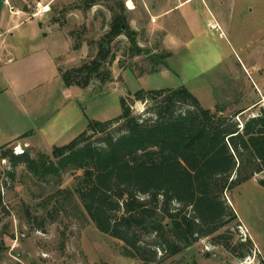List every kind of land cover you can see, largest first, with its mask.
<instances>
[{
	"label": "rangeland",
	"instance_id": "374dc122",
	"mask_svg": "<svg viewBox=\"0 0 264 264\" xmlns=\"http://www.w3.org/2000/svg\"><path fill=\"white\" fill-rule=\"evenodd\" d=\"M37 1L48 3L50 11L42 17L21 13H33ZM116 1H123L127 22L145 51L131 56L121 34L111 43L112 81L66 87L59 69L76 67L96 54V41L108 29L107 5ZM6 6V14L20 11L18 22H23L11 34L1 28L0 146L22 133L7 146L13 153L49 156L53 146L83 131L88 119L119 115L120 97L140 88L184 85L212 111L223 107L224 114H236L242 109L235 116L240 124L264 109V0H101L90 7L85 0H7ZM41 19L46 31L53 29L48 22L63 30L70 47L64 39L58 38L62 42L56 45L51 38H36V21ZM78 40L81 47L75 50ZM167 52L170 66H156L153 55ZM131 108L140 113L145 104L134 102ZM80 173L61 168L34 176L0 158V264H140L122 256L121 243L98 231L88 218L74 193ZM260 180L264 172L225 192L235 220L217 232H231L233 241L248 239L249 255L233 256L204 237L162 264H264Z\"/></svg>",
	"mask_w": 264,
	"mask_h": 264
},
{
	"label": "trees",
	"instance_id": "16d2710c",
	"mask_svg": "<svg viewBox=\"0 0 264 264\" xmlns=\"http://www.w3.org/2000/svg\"><path fill=\"white\" fill-rule=\"evenodd\" d=\"M99 1L85 0V5ZM107 6L108 29L96 41V54L76 67L59 69L66 87L112 81L111 43L121 34L131 56L145 51L127 22L123 1ZM80 47L78 40L73 49ZM170 55L154 54L156 66L167 67ZM134 102L145 104L142 112L133 111ZM120 107L116 117L88 119L83 131L53 146L49 156L13 153L8 142L0 146V158L34 176L61 168L80 171L74 193L88 218L121 243L122 256L140 264H162L204 237L233 256L249 255L248 239L233 241L231 232H217L235 220L225 192L264 172V109L240 124L235 116L242 109L236 114H224L223 107L212 111L184 85L140 88L120 97Z\"/></svg>",
	"mask_w": 264,
	"mask_h": 264
},
{
	"label": "crops",
	"instance_id": "0c3cea01",
	"mask_svg": "<svg viewBox=\"0 0 264 264\" xmlns=\"http://www.w3.org/2000/svg\"><path fill=\"white\" fill-rule=\"evenodd\" d=\"M6 1L7 0H5L3 9H2L1 14H0V47H2V44H3L2 43V39L5 36V35H3L4 32L1 31V28H3V26L6 27L7 28V33L8 34H11L12 33V30H14L16 27H19L20 25L23 24V22H21V23L18 22V20L20 18V15H17L16 17H14L15 15H13V14H6L5 13V8L7 7L6 6ZM181 4H183V3H181ZM180 5H177V6H180ZM177 6H175V7H177ZM41 17H42V15H41ZM37 23H38V29L35 32V37L36 38L39 37L40 39H44V40L51 38L50 40L53 39L55 41L56 45L61 44V42H62V40L60 41V40H58V38L64 39V40H67V43L66 44H67L68 48L70 47L71 41L68 40L66 37H64V31L63 30H60V29L59 30H55L54 25L53 24H50L48 22V24L51 25V27L53 29L51 31H46L47 24L45 25L43 23V20L42 19L41 20H38V22L36 21V24ZM10 60H12V57H7V61H10ZM168 65H169V63H168ZM253 65L255 66V64H253ZM253 65L251 67L254 68ZM261 87H264V86H261ZM252 104H250V105H252ZM250 105H248L246 107H249ZM20 134H22V133H15V134L9 136L10 139L8 141H6L5 143L12 142L14 139H17V137L21 136ZM28 138H27V141H28Z\"/></svg>",
	"mask_w": 264,
	"mask_h": 264
},
{
	"label": "built area",
	"instance_id": "2783aa9c",
	"mask_svg": "<svg viewBox=\"0 0 264 264\" xmlns=\"http://www.w3.org/2000/svg\"><path fill=\"white\" fill-rule=\"evenodd\" d=\"M34 9H35V11L33 13L23 12V11H21V13L26 14L27 16H30V17H36V16L44 15V14H47L50 11V5L48 3H43L41 1H37L35 3ZM19 12L20 11L15 10L12 13L15 16H17V15H19ZM151 21L155 22L156 18L154 16L151 17ZM208 27L211 28V29H214V30H218V28L213 23H209Z\"/></svg>",
	"mask_w": 264,
	"mask_h": 264
},
{
	"label": "bare ground",
	"instance_id": "6f19581e",
	"mask_svg": "<svg viewBox=\"0 0 264 264\" xmlns=\"http://www.w3.org/2000/svg\"><path fill=\"white\" fill-rule=\"evenodd\" d=\"M128 5H129V7H133L132 6V3L131 2H129L128 1ZM263 102H264V97H263ZM17 152H21L22 151V149L18 146V148H17V150H16Z\"/></svg>",
	"mask_w": 264,
	"mask_h": 264
},
{
	"label": "water",
	"instance_id": "95a60500",
	"mask_svg": "<svg viewBox=\"0 0 264 264\" xmlns=\"http://www.w3.org/2000/svg\"><path fill=\"white\" fill-rule=\"evenodd\" d=\"M4 3H5V0H0V14L3 9Z\"/></svg>",
	"mask_w": 264,
	"mask_h": 264
}]
</instances>
